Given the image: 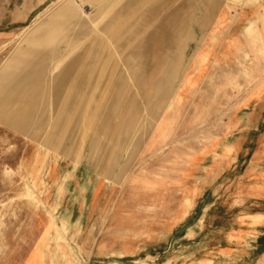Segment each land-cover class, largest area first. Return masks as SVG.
<instances>
[{
  "label": "rangeland",
  "instance_id": "obj_1",
  "mask_svg": "<svg viewBox=\"0 0 264 264\" xmlns=\"http://www.w3.org/2000/svg\"><path fill=\"white\" fill-rule=\"evenodd\" d=\"M0 264H264V0H56L0 39Z\"/></svg>",
  "mask_w": 264,
  "mask_h": 264
},
{
  "label": "crops",
  "instance_id": "obj_2",
  "mask_svg": "<svg viewBox=\"0 0 264 264\" xmlns=\"http://www.w3.org/2000/svg\"><path fill=\"white\" fill-rule=\"evenodd\" d=\"M56 0H0V39L24 28Z\"/></svg>",
  "mask_w": 264,
  "mask_h": 264
},
{
  "label": "bare ground",
  "instance_id": "obj_3",
  "mask_svg": "<svg viewBox=\"0 0 264 264\" xmlns=\"http://www.w3.org/2000/svg\"><path fill=\"white\" fill-rule=\"evenodd\" d=\"M220 4V3H219ZM218 4V5H219ZM77 50V49H76ZM92 56V62L89 64V67H87V69L88 70H90V72H92V76H93V78H95V77H97L100 73H101V70H102V68L100 67V65L98 64V62L100 61L99 60V57L96 55V54H92L91 55ZM53 59V58H52ZM55 62L56 61H54V63L53 64H55ZM58 65H54V67H53V69H55L56 67H57ZM86 66V65H85ZM67 72V73H66ZM67 75H68V70H65L62 74H56V73H54L52 76H53V79H56V83H58L59 84V90H58V86H55L56 88H55V93H60L59 91H60V89L61 88H63L64 86H65V84H66V77H67ZM84 79H86V76H85V74L83 75V76H81V80L79 81V84H82V82L84 81ZM78 87H80V86H78ZM79 90H80V88H77L76 90H75V92L72 94V96H71V98H70V100L66 103V99H64V103H63V105H62V110H61V114H62V116H64V117H67V116H69V114L71 113H73L74 114V112H73V110H74V107H75V105H76V103H77V101H78V99L80 98V97H84V96H86V95H84V94H82V93H79ZM62 96V95H61ZM70 114V115H71ZM66 120H67V118H66ZM65 120V121H66Z\"/></svg>",
  "mask_w": 264,
  "mask_h": 264
}]
</instances>
